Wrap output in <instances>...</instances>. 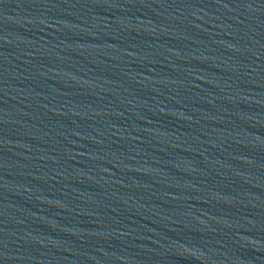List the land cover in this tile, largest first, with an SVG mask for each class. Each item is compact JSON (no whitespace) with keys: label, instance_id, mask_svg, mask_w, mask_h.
I'll list each match as a JSON object with an SVG mask.
<instances>
[{"label":"water","instance_id":"obj_1","mask_svg":"<svg viewBox=\"0 0 264 264\" xmlns=\"http://www.w3.org/2000/svg\"><path fill=\"white\" fill-rule=\"evenodd\" d=\"M0 264H264V0H0Z\"/></svg>","mask_w":264,"mask_h":264}]
</instances>
